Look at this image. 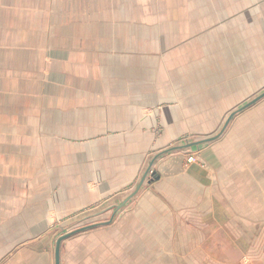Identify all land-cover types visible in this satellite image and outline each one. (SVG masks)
Masks as SVG:
<instances>
[{
    "label": "crops",
    "instance_id": "0c3cea01",
    "mask_svg": "<svg viewBox=\"0 0 264 264\" xmlns=\"http://www.w3.org/2000/svg\"><path fill=\"white\" fill-rule=\"evenodd\" d=\"M261 15L264 0H0V264H55L97 209L113 221L65 240L61 264H264V111L244 119L264 99L114 209L218 120L249 39L227 26Z\"/></svg>",
    "mask_w": 264,
    "mask_h": 264
},
{
    "label": "rangeland",
    "instance_id": "374dc122",
    "mask_svg": "<svg viewBox=\"0 0 264 264\" xmlns=\"http://www.w3.org/2000/svg\"><path fill=\"white\" fill-rule=\"evenodd\" d=\"M254 21L255 22H251L250 24L245 25L241 24L227 26L228 34L230 36L237 37L235 40L236 42L239 43V41L241 40L238 39L242 37H248L249 39L244 40V47H236V55H234L235 65L234 67H232V69H228V72L230 74L229 80H225L219 83L217 105L216 107H214V109H211L213 113H216L218 120L214 119L216 117L210 116L209 120L204 126V131H206L205 133L198 134V136L182 135V137H180L179 139L180 141L173 143L171 147L176 145L182 146L214 136L222 129L230 113L242 107L243 105L254 99L256 96L264 92V15H261L260 20ZM200 58L202 57L198 58V62H196L195 67L200 66V63L202 61H200ZM203 58L209 60L212 58V56H204ZM217 58L218 60H226L227 56L220 55ZM195 59H197V56L187 57L186 60L195 61ZM178 64H180V62ZM186 69V71L192 70L190 66H188V68ZM258 111H264V100L259 105L251 109L244 119H248L250 121L254 117L252 116L254 114L250 113H257ZM252 122L256 124L255 120H253ZM208 132L212 133L207 135ZM184 153L187 154L186 157L188 163L190 161H192V163L196 161V152L194 151V149H187ZM149 176L150 180L152 176L153 178L155 177V179H158V176H155L154 173L149 174ZM101 211V209L90 210L89 213L86 212L81 216L75 217V220H73L80 222L76 227L82 228L81 226H89L92 224L108 221V219L105 220L102 217V213H100Z\"/></svg>",
    "mask_w": 264,
    "mask_h": 264
},
{
    "label": "water",
    "instance_id": "95a60500",
    "mask_svg": "<svg viewBox=\"0 0 264 264\" xmlns=\"http://www.w3.org/2000/svg\"><path fill=\"white\" fill-rule=\"evenodd\" d=\"M263 99H264V92L262 94L256 96L254 99H252L251 101H249L248 103H246L242 107H240L237 110H235L232 113H230V115L228 116L227 120L225 121L222 129L215 136L210 137V138H206V139H203V140H199V141H196V142H193V143H188V144H185V145H182V146L172 147V148H170V149H168L166 151H163V152L159 153L158 155H156L153 158V160L151 161V163H150V165L148 167L147 173L144 176V178L141 181V183L139 184L137 190L134 193H132L131 195H129L123 201V203L121 205L114 207V209H116V211L122 209L130 200H132L134 197H136V195L139 193L141 187L143 186L147 175L150 173V171L152 170L153 165L155 164V162L159 158H161L164 155L173 153V152L184 151V150H187V149H191V148H194V147H199V146H201L203 144H208V143H211V142H214V141L218 140L224 134V132L226 131V129L228 128V126L230 125V123L232 122V120L236 116H238L242 112L248 110L252 106L256 105L257 103H259ZM112 221H113V219H111L109 222H106V223H96V224H92V225H89V226H84L82 228L76 229L74 231H71V232L59 237V239L57 240L56 249H55V264H61V245H62V243L65 240H67V239H69V238H71V237H73V236H75L77 234L83 233L85 231L92 230V229L101 227L103 225H108Z\"/></svg>",
    "mask_w": 264,
    "mask_h": 264
},
{
    "label": "built area",
    "instance_id": "2783aa9c",
    "mask_svg": "<svg viewBox=\"0 0 264 264\" xmlns=\"http://www.w3.org/2000/svg\"><path fill=\"white\" fill-rule=\"evenodd\" d=\"M190 162H192V161H190Z\"/></svg>",
    "mask_w": 264,
    "mask_h": 264
}]
</instances>
